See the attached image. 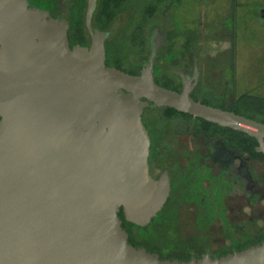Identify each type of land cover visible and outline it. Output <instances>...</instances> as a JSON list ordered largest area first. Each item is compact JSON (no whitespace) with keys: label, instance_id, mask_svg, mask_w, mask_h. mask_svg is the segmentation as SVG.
Listing matches in <instances>:
<instances>
[{"label":"water","instance_id":"water-1","mask_svg":"<svg viewBox=\"0 0 264 264\" xmlns=\"http://www.w3.org/2000/svg\"><path fill=\"white\" fill-rule=\"evenodd\" d=\"M72 47L69 23L28 0H0V264H264V241L220 258L161 259L129 242L171 194L149 167V107L246 134L264 154V123L107 66L106 33Z\"/></svg>","mask_w":264,"mask_h":264},{"label":"flooded vegetation","instance_id":"flooded-vegetation-1","mask_svg":"<svg viewBox=\"0 0 264 264\" xmlns=\"http://www.w3.org/2000/svg\"><path fill=\"white\" fill-rule=\"evenodd\" d=\"M28 1L52 18L69 23L72 47L92 45L87 22L89 0ZM228 2L229 8L216 16L221 30L215 31L213 40L207 33V24L193 17V0H98L90 25L93 31L107 34V66L136 76L153 57L154 78L159 86L178 93L188 87L191 97L199 103L236 114L256 113L255 105L242 103L243 96H254L241 94L239 37L242 18L257 14L252 8L243 9L241 0ZM222 16L226 17L224 22ZM259 17L263 24L264 9ZM255 23L250 22L251 29L257 26ZM211 41L228 48L211 56ZM124 65L134 69L127 70ZM169 109L151 106L143 114L151 138L150 173L155 180L166 174L171 183L165 207L148 227L158 221L177 228L189 221L200 230L213 231L219 225L217 236H222V240L217 248L195 238L176 245L190 251V260L204 255L220 258L261 244L264 228L259 223H264V188H259L258 170L264 154L258 152V142L232 129ZM151 111L169 112L173 119L164 122L163 118L148 114ZM120 218L132 246L164 259L163 249L153 251L146 241L133 236L123 212Z\"/></svg>","mask_w":264,"mask_h":264},{"label":"rangeland","instance_id":"rangeland-1","mask_svg":"<svg viewBox=\"0 0 264 264\" xmlns=\"http://www.w3.org/2000/svg\"><path fill=\"white\" fill-rule=\"evenodd\" d=\"M240 3H242L243 9L252 8V10L256 12L255 14H257V17L245 16L242 18L243 27L240 28L239 37V50L243 58L241 61L243 80L248 82L249 79H253L254 84H256L258 82H264V52L262 53V50L264 49V23L260 24L259 22V12L261 9H264V0H241ZM228 4V0H193V17L196 20L199 18L201 22H205V24H207L206 29L207 33H209L211 36L210 40L214 39L212 36H214L215 31L221 30V27H219L220 23L216 20V16L227 10V8H229ZM221 18L223 19L222 22L226 20V17L222 16ZM253 21L256 22L255 25L257 26L254 29H251L250 22ZM196 24L197 23H195V25ZM220 35L222 37V35H224L223 32H220L219 36ZM249 35L252 36L251 39H249ZM227 36L228 33L226 37ZM226 48H228L227 45L217 46L213 41H211L209 44L208 54L211 56H216L219 50H225ZM124 68L127 70L134 69V67L128 65H124ZM250 91L251 89L244 88L241 90V94H251ZM254 94L262 96L264 95V89L258 91L255 90ZM148 114L158 117L161 120L163 118L164 122H168L170 119H173L172 114L169 112L151 111ZM252 115L255 114L252 113ZM254 118L261 119L258 117V115H255ZM258 180L259 188H264V162L259 165ZM193 226L194 225H192L189 221H187L185 224H181L177 228L174 224L170 223L166 226L160 227L158 229L159 231L157 230V233L151 232V240L156 242L158 246L166 242L167 239L170 241L172 246H176L187 244L190 241L192 242L194 238L196 240H200L201 243L209 244V246L212 248H217V246L221 244L222 236H217L219 232V225H215L217 228H215L213 231H208L209 229L207 228H202L200 230L198 226ZM259 226L264 228V223L260 222ZM197 232L201 233V236H198ZM132 233L134 236H139L144 232L136 228H132ZM202 234H210V236H202ZM148 236L150 235L148 234Z\"/></svg>","mask_w":264,"mask_h":264},{"label":"trees","instance_id":"trees-1","mask_svg":"<svg viewBox=\"0 0 264 264\" xmlns=\"http://www.w3.org/2000/svg\"><path fill=\"white\" fill-rule=\"evenodd\" d=\"M71 36H75V34H72ZM242 103L243 104H246V105H249L250 103H252L253 105L256 106V113H253L255 115H258V117H260L261 119H256L254 118L255 115H252V113H249V114H242V113H237V114H241V115H244L248 118H251V119H255L257 121H260L262 123H264V99L263 98H259V97H249V96H243L242 97ZM170 111H173L174 110H171L169 109ZM257 117V116H256ZM243 136H247L246 134H241ZM163 226H166V224H162L160 222H155L152 226L148 227V228H142V227H137L135 225H132L130 224L129 227H130V231L132 232L131 228H136L138 230H141L142 232L144 233H141L139 236H136L139 238V240H143V241H146L151 249H153V251L157 250V251H160L162 250V258L164 259H171V258H176L180 261H189L190 258H191V255L189 254L190 251H188L187 249H185V247H182V246H172L170 241L167 239L166 242H164L163 244L161 245H157L156 242H153V240H151V232H158L159 228L160 227H163ZM158 230V231H157ZM150 232V233H149ZM133 234V233H132ZM148 234L150 236H148ZM134 236V235H133Z\"/></svg>","mask_w":264,"mask_h":264},{"label":"crops","instance_id":"crops-1","mask_svg":"<svg viewBox=\"0 0 264 264\" xmlns=\"http://www.w3.org/2000/svg\"><path fill=\"white\" fill-rule=\"evenodd\" d=\"M263 52H264V49L262 50V53ZM242 59H243L242 58V54L240 52V83H241V90L244 89V88L251 89L250 93H251L252 96L259 97V98H264V95L259 96V95L254 94L255 90L258 91V90L264 89V82H258L256 84H254V80L253 79H249L248 77H247L249 79L248 82L243 80V73H242V70H241V61H242Z\"/></svg>","mask_w":264,"mask_h":264}]
</instances>
